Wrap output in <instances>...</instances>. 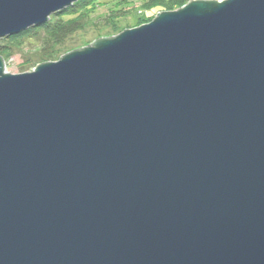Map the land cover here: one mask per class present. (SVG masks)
<instances>
[{
	"label": "water",
	"instance_id": "1",
	"mask_svg": "<svg viewBox=\"0 0 264 264\" xmlns=\"http://www.w3.org/2000/svg\"><path fill=\"white\" fill-rule=\"evenodd\" d=\"M77 1L0 0V39ZM0 264H264V0L0 55Z\"/></svg>",
	"mask_w": 264,
	"mask_h": 264
},
{
	"label": "trees",
	"instance_id": "2",
	"mask_svg": "<svg viewBox=\"0 0 264 264\" xmlns=\"http://www.w3.org/2000/svg\"><path fill=\"white\" fill-rule=\"evenodd\" d=\"M191 0H144L142 9L151 11L157 10H174L182 7ZM100 0H78L71 6L54 13L50 19L39 26H33L19 34L6 36L0 39V55L9 60L18 50H20L24 42L31 39L41 40L39 47L41 52L40 61H53L61 57V54L69 52L68 41L75 32L84 28V21H88L91 14L99 6ZM111 14L107 17V21L111 24L115 33H118V24L116 19L125 15L123 10H111ZM127 14V13H126ZM154 14L149 18H141L137 26L151 21ZM63 57V56H62ZM28 62V61H27Z\"/></svg>",
	"mask_w": 264,
	"mask_h": 264
},
{
	"label": "rangeland",
	"instance_id": "3",
	"mask_svg": "<svg viewBox=\"0 0 264 264\" xmlns=\"http://www.w3.org/2000/svg\"><path fill=\"white\" fill-rule=\"evenodd\" d=\"M100 2L99 6L91 14L89 20L84 21L85 27L79 29L75 34L69 37L70 40L67 43L68 48L71 49L69 52L74 51V49L77 48L87 47V45L93 43L100 37L116 36L122 33L124 29L138 27L137 24L141 18L147 19L154 14V19L159 11H170L169 9H151V11L147 12L142 9L144 0H100ZM111 10H123L125 13V15L116 19V23L119 26L117 30L120 31L118 33L114 32L111 24L107 21V17L112 12ZM40 46L41 40L39 39H31L24 42L23 47L18 50L12 58L7 61L5 60L6 72L12 74L30 72L38 64L47 62L40 61L42 58L41 52H39ZM66 53L68 52L61 54V57Z\"/></svg>",
	"mask_w": 264,
	"mask_h": 264
}]
</instances>
